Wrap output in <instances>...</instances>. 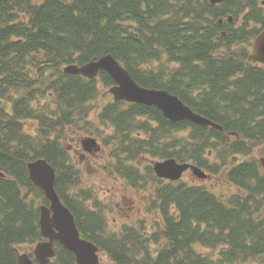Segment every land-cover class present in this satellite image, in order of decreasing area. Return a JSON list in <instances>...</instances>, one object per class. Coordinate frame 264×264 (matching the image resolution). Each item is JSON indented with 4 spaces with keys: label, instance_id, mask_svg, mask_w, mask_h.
<instances>
[{
    "label": "trees",
    "instance_id": "trees-1",
    "mask_svg": "<svg viewBox=\"0 0 264 264\" xmlns=\"http://www.w3.org/2000/svg\"><path fill=\"white\" fill-rule=\"evenodd\" d=\"M194 1L0 0V264H18L21 254H31L44 241L39 221L41 208L49 202L27 167L40 158L56 170V192L73 213L82 238L100 249V264H264V207L251 192L242 195L237 217L221 208L220 195L210 189H163L165 199L178 201V217H160L153 207L145 212L140 193L154 176L140 183L136 163L170 137V128L154 115V108L112 103L107 91L113 81L106 73L87 80L64 72L69 65L83 66L110 55L138 83L174 80L167 90L209 118L213 108L205 93L216 94L220 107L231 103L237 87L226 74L256 64L250 51L259 29L245 19L242 30L228 25L227 35L214 41L213 24L230 14L216 10L209 0L199 6ZM188 9L195 18L193 27ZM240 13L264 25L257 1ZM150 53L163 73L147 79ZM258 92L253 106L240 111L233 105L231 118L213 120L224 132L191 122L171 126L194 132L192 145L156 149L155 156L179 154L205 167L206 151L218 155V146H223L229 157L218 170L223 177H264L251 155L254 150L264 155V88ZM101 97L105 104L98 106ZM89 137L112 150V160L106 157L100 168L109 180L121 183L115 195L129 193L139 199L136 212L116 224L110 216L114 197L101 199L72 152ZM235 155L241 163L229 164ZM215 163L213 170L222 165ZM55 250L51 264H77L59 242Z\"/></svg>",
    "mask_w": 264,
    "mask_h": 264
},
{
    "label": "water",
    "instance_id": "water-1",
    "mask_svg": "<svg viewBox=\"0 0 264 264\" xmlns=\"http://www.w3.org/2000/svg\"><path fill=\"white\" fill-rule=\"evenodd\" d=\"M217 2L218 0H212ZM254 58L264 63V30L257 37L253 47ZM106 72L119 85L111 89L117 101L126 100L141 104L159 106L166 115L179 120H190L194 123L209 126L212 123L195 114L192 109L185 106L177 97L167 92H158L140 88L112 57L95 59L92 63L80 66H69L65 72L74 76L94 79L99 72ZM222 129V127H220ZM85 152L94 153L98 150L97 141L86 139L82 142ZM264 164V158L261 159ZM32 181L43 190L49 207L41 208L40 228L44 238L49 241L41 242L34 251L35 261L29 255H22L18 264H50L56 256L54 241L60 242L67 250L76 256L78 264H99V249L91 242L81 237L76 221L70 210L64 206L55 190L56 171L45 160L40 159L28 165ZM192 168L197 178L206 179L208 176L199 168L190 165H180L175 160L156 163V173L159 177L177 180L183 173Z\"/></svg>",
    "mask_w": 264,
    "mask_h": 264
},
{
    "label": "flooded vegetation",
    "instance_id": "flooded-vegetation-1",
    "mask_svg": "<svg viewBox=\"0 0 264 264\" xmlns=\"http://www.w3.org/2000/svg\"><path fill=\"white\" fill-rule=\"evenodd\" d=\"M240 75L236 81L237 93L231 94L230 101L231 103H222V107H220L221 102L219 101V97L211 93V101L215 109L212 110V113L209 115L211 119L216 120L217 118H231L233 115L230 107L236 105L240 111H242L243 107L253 106L254 102L251 101L252 98H256L259 94L258 89L264 88V66L259 64H252L249 66L240 67ZM253 70H258L257 74L251 73ZM244 99L248 100V103L243 102ZM245 104V105H244ZM249 111V110H248ZM220 147V151L218 157L221 159V164L224 165L226 160L229 158L228 155H224L227 153V150L223 146ZM80 157V165H85L89 161L88 154L83 156L80 155L81 152H77ZM209 160H207L205 166L207 168L213 169L216 165L215 162H212L210 157L212 156V152L208 151ZM258 155V150H254L252 154V158H256ZM241 158V156H240ZM236 162V159H233ZM241 162H238V165ZM231 164V162H229ZM236 164V163H235ZM222 165L218 168L220 169ZM207 171V170H206ZM209 172V170L207 171ZM213 179L201 181L194 175L185 176L181 181H168L162 180L154 176V180L151 181L150 186L148 188H144L142 190V195L140 197L143 207L146 210L149 208H154L157 213H159L160 217L162 213H171L175 216L178 215V204L174 205L169 204L163 206V198L161 191L163 189H170L172 191L177 190L178 188L182 189L184 192L189 191H201L204 189H212L214 191H218L221 195V208H228L232 212V216H239L241 214V206H242V194L244 196L247 193L251 192V196L253 195V199L256 203L259 204L260 207H264V177L256 178H224L222 180L217 179L216 174L212 173ZM259 181V182H258ZM234 182H238L234 186ZM239 193H235V191ZM231 195V196H230ZM230 196V197H228ZM248 201L249 197L247 196ZM147 215H145V218ZM151 217V216H150ZM152 218V217H151ZM149 227H146L145 230L148 231Z\"/></svg>",
    "mask_w": 264,
    "mask_h": 264
},
{
    "label": "rangeland",
    "instance_id": "rangeland-1",
    "mask_svg": "<svg viewBox=\"0 0 264 264\" xmlns=\"http://www.w3.org/2000/svg\"><path fill=\"white\" fill-rule=\"evenodd\" d=\"M203 28V27H198ZM106 90L104 91V93ZM103 93V94H104ZM105 98L101 97L98 100V106H103L105 104ZM112 150L108 149L107 154L106 151L103 150V154H99L97 156L91 155L90 156V165H87L85 167L86 172L89 174V180H87L88 183H91L92 186H94L101 195V199L105 201V199L114 197V210L113 207L111 208L112 212L110 213L111 219L115 220L117 223L122 221L125 216L124 214H134L136 212L135 207L138 205L137 199H135L133 196H131L129 193H119L115 195V189L121 185L120 182H117L115 180H109L110 178L107 177L105 174H101V168L100 165L104 164L105 158L107 157L109 160H112L111 157ZM258 154L261 155V151H258ZM249 159V157H248ZM247 159V160H248ZM217 179L222 180L224 179L223 176L217 177ZM243 195V194H242ZM127 204V205H126ZM123 209V210H122ZM204 252H207L205 250ZM210 254V253H209Z\"/></svg>",
    "mask_w": 264,
    "mask_h": 264
},
{
    "label": "bare ground",
    "instance_id": "bare-ground-1",
    "mask_svg": "<svg viewBox=\"0 0 264 264\" xmlns=\"http://www.w3.org/2000/svg\"><path fill=\"white\" fill-rule=\"evenodd\" d=\"M258 151H260V150H258ZM253 153H254V151H253ZM251 155H252V154H251ZM251 155H249L248 157H250ZM262 156L264 157V155H262ZM248 160H249V159H248ZM259 164L262 166V168H263V170H264V164H263V162L260 161Z\"/></svg>",
    "mask_w": 264,
    "mask_h": 264
}]
</instances>
